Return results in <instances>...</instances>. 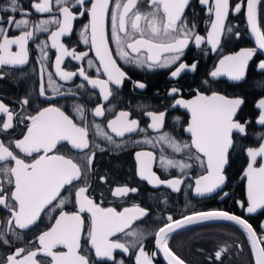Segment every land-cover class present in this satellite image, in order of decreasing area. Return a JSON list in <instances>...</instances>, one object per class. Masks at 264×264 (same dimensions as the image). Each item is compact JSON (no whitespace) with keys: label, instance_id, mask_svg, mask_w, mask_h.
Masks as SVG:
<instances>
[{"label":"snow or ice","instance_id":"obj_1","mask_svg":"<svg viewBox=\"0 0 264 264\" xmlns=\"http://www.w3.org/2000/svg\"><path fill=\"white\" fill-rule=\"evenodd\" d=\"M141 3H144L143 8ZM197 4L206 12V37L197 32ZM29 8L35 13H47L49 18L33 21L32 13L21 0H0V80L10 74L4 69L28 65L29 42L36 40L39 33H47V40L36 44L39 52L37 96L45 101H55L57 97L77 100L71 104L70 115L56 103L38 108L35 114H23L30 106L28 96L18 101L22 111L17 113L0 99V116L4 117L0 119V133H7L17 123L25 128L21 138L7 144L0 141V213L4 214V219H0V248L10 249L0 259V264H156L158 253L163 254L166 264H186L169 246L172 234L209 222H232L238 226L250 244L254 264H264V235H259L247 219L223 209L192 211L179 219L168 215L163 226L154 232L157 251H146V234L133 225L148 217V210L138 204L122 210L105 207L102 198L97 202L89 194L91 184L88 182L95 171L97 151H123L129 146V141L124 139L126 134L146 133L151 129L155 137L145 135L143 140H134L131 144L148 145L153 149L159 144L161 169L165 172L176 169L181 175L161 178L153 171L157 160L154 152L139 150L134 152V160L140 180L154 188L165 186L178 193L189 173L197 169L199 174H194V184L188 185L194 189V194L197 197L217 194L223 199L228 196L223 188L228 183L232 155L240 148L246 155L241 179L246 182L247 199L237 203L248 214L264 212V58L259 59L256 66L259 78L253 87L259 95L253 102L254 115L245 112L244 97H229L211 89L212 81L221 77L237 83L246 81L250 62L258 52L264 53V0H30ZM189 10L191 22L186 16ZM242 11L255 47L223 55L214 70L207 74L211 80H202L192 89V97L184 98L185 85L180 81L188 73L198 72V62L183 59L186 50L190 45L201 49L207 44L216 52L221 47L222 37L234 34L238 39L240 32H234L228 18L230 13L237 15ZM85 17L87 22L79 31V39L94 52L98 64L88 58L87 69L64 70L62 64L66 57L81 62L89 55L88 51L69 49L62 42V38L73 34L74 22ZM109 22L111 43L121 60L137 68L169 70V79L176 83L166 92V96L171 97L168 107L186 111L188 119L182 130L188 134L187 140L163 131L168 116L166 109H143V115L149 120L146 128L125 110L107 121L110 131L94 119L89 122L86 106L78 102L82 95H87L89 100L94 98L88 86L98 89L102 101L109 102L114 95L111 86L120 88L131 80L113 56ZM12 31L18 34L9 35ZM48 40L56 51L54 73L48 70ZM93 69L95 78L89 75ZM54 76L66 83L80 77L81 82L64 88ZM131 83L133 89L149 87L139 80ZM106 111L114 109L97 103L91 109V116L104 117ZM174 123H180L179 117L174 118ZM257 126L259 132H256ZM250 132L254 133L258 145L241 147ZM97 138L107 147L101 146ZM165 148L171 149L173 155H165ZM176 154L179 159L175 158ZM99 179L101 183L107 182L105 176ZM65 192L68 195H63ZM137 192V188L125 185L116 187L111 195L125 197ZM70 203L74 210L66 211ZM57 209L58 215L53 216ZM42 216L54 222L31 245L16 246L24 239L22 233L38 226ZM261 228L264 230V224ZM228 247H220L208 259L222 264ZM236 247L241 248L239 244ZM123 256L131 259L126 262Z\"/></svg>","mask_w":264,"mask_h":264},{"label":"flooded vegetation","instance_id":"obj_2","mask_svg":"<svg viewBox=\"0 0 264 264\" xmlns=\"http://www.w3.org/2000/svg\"><path fill=\"white\" fill-rule=\"evenodd\" d=\"M23 6L28 9L32 15L33 21H39L42 19H48L49 14L35 13L34 10L29 8L30 0H21ZM234 2V0H233ZM141 7H144V3H141ZM197 16V32L206 37V30L204 20L206 19L205 9L196 5ZM186 16L189 21L192 20L191 10L186 12ZM87 22V18H81L74 22V31L70 37L62 38V42L66 47L75 48L77 52L88 51L89 55L85 58V61L77 62L72 60L71 57H66L62 68L68 71H78L80 67L87 69L86 60L91 58L94 63L98 64V60L95 58V54L88 46L80 42L79 31L84 23ZM228 23L233 26L234 32L239 31L240 37L237 39L234 34L222 37L221 47L216 52H212L211 47L207 44L201 46V49L195 48L194 45H190L185 52L184 60L186 62H198V72L188 73L181 81L185 85L183 89V97L190 99L192 97V89L199 86L202 80H211V77L207 74L214 70L218 64L219 59L223 55H231L240 51L243 48L254 47L250 39V33L247 28L245 14L242 11L241 14L233 15L230 13ZM54 30V29H53ZM18 34L16 31H12L9 35ZM47 33H39L36 40L29 42L30 61L29 64L23 68L18 69H4L6 72H10L5 76V79L0 80V99L4 101L12 110L20 113L22 110L18 103L19 100L28 96L30 99V106L23 110V114H35V111L40 107H46L49 103H56L59 106L65 108V110L72 115L71 104L77 98L73 97H57L55 101H45L43 98L37 96L38 92V69L36 60L39 52L36 48V44L40 40H47ZM109 44L113 51V56L117 60L119 66L124 70L128 76L131 77L130 81H125L124 85L120 88H116L112 85L114 95L110 97L109 102H103L99 97L98 89H91L88 86V92L93 95V99L89 100L87 95H82L78 98V102L83 103L88 110V120L91 122L93 119L96 123L106 130L107 121L114 118L121 110L130 111L132 118L140 121V126L146 128L149 120L143 115V109L147 110H167L168 116L166 117V127L163 131H167L180 140H187L188 134L183 132L182 128L185 121L188 119L186 111L182 108L172 109L168 107L171 102V97L166 96L167 90L173 86L176 82L171 81L168 76V69H156L150 70L147 68H137L134 65L126 64L115 53V45L111 43L110 38V22L108 26ZM49 44L48 53L49 59L47 61L48 70L55 72V49L50 47L51 41H47ZM130 51V50H129ZM134 55V54H133ZM264 58V56L258 52L257 56L250 62L248 69L247 80L243 82H228L225 79L212 81L211 89L218 91L223 95L234 97L241 96L246 100L245 112L255 114L253 102L258 98V90H254V84L259 78V72L256 70L257 61ZM89 75L95 78V70H90ZM105 78V77H101ZM54 79L58 83L63 84L64 88L75 87L76 84L81 82L80 77H76L72 82L59 81L58 77L54 76ZM139 80L149 85L147 89L139 90L133 89L131 81ZM191 86V87H188ZM157 92L159 93L157 95ZM31 94V95H29ZM97 103H104L105 108H113V112L105 113L104 117L91 116V109L96 106ZM179 117L180 123H174V118ZM0 119L4 117L0 116ZM19 119L18 117L16 118ZM259 126L256 127V132H259ZM25 132L23 124L17 123L16 126L9 130L7 133H0V141L6 144L9 141L21 138ZM147 135L149 138L155 137L151 129H147L146 133H132L126 134L124 139L129 141V146H126L123 151L118 153L113 152L111 149L105 152L97 151L96 160L94 162V173L89 178L91 188L89 194L96 198L97 202L103 199V206L116 207L118 210H122L123 207H131L133 204H138L148 210L149 216L145 217L141 221H137L133 227L139 228L145 232L146 239L144 246L146 251H157L155 249L154 232L166 221L168 215H172L175 219H179L186 213L198 210H214L223 209L230 214H235L248 220L253 225V228L259 235H264L261 225L264 224V212L257 213L255 215L248 214L246 209L241 208L237 201L245 202V181L241 179L242 169L246 167V155L244 152L237 148L233 153L231 159V166L228 169V183L223 188L224 192L228 193L227 197L223 199L220 195L213 194L212 196L199 198L194 194V189L189 188V184H194V174L198 175L199 171L193 169L189 173V178L185 179V183L181 185L180 192H172L171 189L160 186L152 187L146 181H142L136 175L134 152L139 150L153 151L157 156V160L153 163V171H155L161 178L170 179L181 175L178 170L172 169L165 172L159 166V155L161 152L160 145L158 144L155 149L148 145H134L131 141L143 140ZM91 138V133H90ZM120 139V138H116ZM97 142L103 147H107L103 140L97 138ZM258 142L255 141L254 133L250 132V136L247 140L241 142V147L257 146ZM165 155L172 156L171 149H164ZM177 159L180 158L179 154H176ZM105 176L107 178L106 183H101L99 177ZM81 182H76L80 184ZM135 187L138 189L137 193H129L125 197H114L111 195V191L119 186ZM222 194V193H221ZM63 195H68L67 192ZM66 211H72L73 204H68L65 207ZM59 209L53 216L58 215ZM0 219H4V214L0 213ZM54 222V221H51ZM48 217L42 216V221L38 226L26 230L22 233L24 239L18 241L16 246L31 245L35 242L36 237L51 223ZM239 244L241 248H237ZM228 247V252L222 258V264H254L253 258L250 252V244L247 241V237L238 228L231 225H206L196 228L188 229L186 231L177 232L172 234L169 240V246L173 251L186 261V264H215L214 261H210L208 257L213 256L214 252L220 247ZM242 249V250H241ZM10 249L0 248V259H3L5 255L9 253ZM119 255V254H118ZM123 259L129 261L131 258L123 256ZM156 264H165L162 260L160 253L156 258Z\"/></svg>","mask_w":264,"mask_h":264},{"label":"water","instance_id":"obj_3","mask_svg":"<svg viewBox=\"0 0 264 264\" xmlns=\"http://www.w3.org/2000/svg\"><path fill=\"white\" fill-rule=\"evenodd\" d=\"M245 18H246V16H245ZM249 31V30H248ZM249 33H250V31H249ZM250 39H251V41H252V43H253V46L255 47V39H254V37H252L251 36V34H250ZM263 56H264V53H261ZM222 79H225V80H227V78L226 77H221ZM228 82H230L229 80H227ZM196 196V195H195ZM197 197V196H196ZM205 197H208V196H205ZM199 198H203V197H199ZM246 199H247V196H246V182H245V201H246ZM257 213H260V212H257ZM257 213H255V214H257ZM255 214H251V215H255ZM231 225V226H234V227H236V228H238L240 231H242L238 226H236V225H234L232 222H209V223H202V224H196V225H192V226H190V227H187V228H185V229H182V230H179L178 231V233L179 232H182V231H186V230H188V229H192V228H196V227H199V226H206V225ZM263 231V230H262ZM177 233V232H176ZM174 234V233H173ZM244 234V233H243ZM245 235V234H244ZM246 236V235H245ZM160 256H161V258H162V260L164 261V259H163V254L162 253H160ZM165 262V264H166V261H164Z\"/></svg>","mask_w":264,"mask_h":264}]
</instances>
